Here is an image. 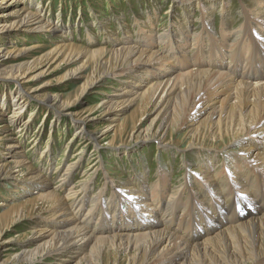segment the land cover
Instances as JSON below:
<instances>
[{
  "label": "bare ground",
  "instance_id": "6f19581e",
  "mask_svg": "<svg viewBox=\"0 0 264 264\" xmlns=\"http://www.w3.org/2000/svg\"><path fill=\"white\" fill-rule=\"evenodd\" d=\"M173 1L172 14L180 9L185 18L171 19L167 33L155 34L139 24L137 43L128 35L113 38L111 48L91 49L71 41L66 26L50 23L40 0H0V9L8 6L0 14L6 17L0 22V133L7 131L0 136L5 156L0 181L13 180L23 191L28 185L37 189L23 203L0 204L6 207L0 213V248L4 244L1 250L16 258L9 264H39L50 257L56 264H65L69 257L78 260L74 264H264V0ZM233 1L241 2L237 29L229 26ZM197 9L202 29L195 32L190 26ZM217 11L219 30L213 15ZM36 36L52 43L28 44ZM55 62L78 64L62 77L84 78L74 100L62 91L68 84L53 90L31 85ZM111 80L122 86L84 111L75 108L81 96ZM157 99L163 103L154 128L152 124L140 130L136 112L131 116L135 131L126 126V116L118 122L121 110L134 101L144 112ZM34 102L30 115L12 128ZM40 104L56 123L62 113L69 116L74 136L88 134L96 140L100 135L105 139L102 147L123 135L133 138L127 144H142L119 150L124 153L152 140L164 151L186 141L204 159L192 169L189 161L182 164L190 170L180 185H173L163 168L154 184L146 182L145 175L121 181L107 175L102 187L91 193L90 177L71 184L80 166L71 162L61 186L52 187L48 172L38 169L32 174L35 167L17 143L18 133L27 129ZM112 111L116 113L109 122L94 126ZM204 113L207 118L197 121ZM220 160H225L221 166ZM94 167L100 171V165ZM21 171L24 179L15 174ZM40 212L42 225L31 229V239L11 252L20 235L7 237V230Z\"/></svg>",
  "mask_w": 264,
  "mask_h": 264
},
{
  "label": "rangeland",
  "instance_id": "374dc122",
  "mask_svg": "<svg viewBox=\"0 0 264 264\" xmlns=\"http://www.w3.org/2000/svg\"><path fill=\"white\" fill-rule=\"evenodd\" d=\"M238 2L233 1L229 4L233 11L230 13V16L234 17L231 24H229L232 29H237L240 26V5L241 2L246 1L241 0L239 4ZM35 3L31 6V10L33 11L37 10ZM40 3L42 13H45L44 16L46 15L45 17L50 20V23L54 25L57 24L56 26H66L69 35L68 38L71 41L91 49L100 46L111 48L114 44L113 38L120 37V39H125L128 35L131 37L132 42H134L133 44H135L137 43L139 36V27H137L139 24H144L146 29L152 28L155 34H160L167 33L168 29L165 30V28H169L167 26L170 24L171 19L178 21L179 19L181 20V17L183 19L185 18V14L181 12L182 10L180 11V9H175L176 11L174 15L177 17L172 14V10L174 11V8L172 7L174 4L173 0H157L156 2H153L152 0H40ZM3 6L4 7L0 9V14L8 8V6ZM199 13L198 9L195 10L192 17L193 19H191L192 25L190 26V29H193L195 32L202 29L201 19H196ZM151 14H153L154 17H151ZM213 15L215 18V24L218 23L215 27L219 30L220 14L217 11L214 12ZM171 16H173V18ZM4 18L6 17L0 16V22L4 20ZM139 19L142 23L138 21ZM30 38L28 44L36 43L39 45H50L52 43V41L45 36ZM58 63H53L47 69V72L37 80L32 81L31 85L34 87L44 85L49 90H53L56 87L68 84L62 91L65 93L66 97H70V99L74 100L76 95H78L79 86L84 82V78L62 79V77L70 67L77 66L78 64L67 65V63H61V65H59ZM88 72L89 70H87L85 74ZM121 86L122 83L116 80H111L105 87L100 86L101 88L93 89L81 96L77 100L75 108L84 111L86 108L99 101L102 96H105L110 90H116L117 88L115 87L119 88ZM99 90H101V92ZM162 103L163 100L159 102V99H157V101L149 105L148 111H144V113L143 110L139 109V103L134 101L130 107H125L121 110V118L118 122H121L126 116L128 120L126 126L131 131H135L136 129L132 128L134 125V119L131 116L136 112L137 118L141 119L138 124L140 130L147 129L152 124L154 128L160 123V117L157 116V114L162 108ZM31 105L22 113L20 119H17L15 123L12 122V128H16L17 125L23 123V120L30 115V111L35 107L36 102ZM45 110L46 108L43 107V104H40V108L35 110L36 116L34 118L32 117L33 119L29 122L30 124L27 126V129L18 133L17 143L20 144V149L22 150L24 157L35 167L32 174H35L38 169L43 174L48 172V181L52 187L61 186V177L63 176L65 169L68 167V164L76 162H79L80 166L75 170L76 174L74 172L75 175L73 176V179H71V184L78 185L80 184V181L82 182L90 177L89 180L93 186L91 193H95L99 187H102L104 184L102 181L107 175H111L118 181L130 178L136 179L140 175H145L146 182L154 184L160 177V169L163 168L167 169L173 185H180L185 180L186 172L192 169L193 165L197 166L200 164L204 159L203 154L200 155L196 149L188 147L186 141L181 142L180 145H178L179 148L173 146V151H164L160 145L158 146L156 141L152 140L146 142V146H142L138 150H134L131 153H124L120 151L125 150L126 147L133 148L136 145L139 146L142 144H127V141L130 140L131 137L129 135H123L122 138L116 137L112 144L109 142V145L102 147V142L105 139L101 138L100 135L96 140H94L92 136L88 137V134L86 137H76V135L74 136L75 128L72 127L67 120L69 116L64 115L65 113H62V115L60 114L61 116L57 119L56 123L53 121L54 118H52V114L49 112L46 114ZM9 113L10 110L7 111L6 114ZM115 113V111H112L106 115L100 116L94 126H98V128H100V126L102 127L105 123L110 121ZM206 114L207 113L200 115L197 118V121L205 120L207 118ZM212 120L215 121L217 118H213ZM187 125L188 124L184 125V129L178 134L179 137L176 136V139H174L173 142H178L177 140L181 138V134L186 131L187 128L185 126ZM6 132L3 131L0 133V136ZM72 138L74 139L72 140ZM126 151L129 150L126 149ZM42 155L44 157H41ZM1 159L5 161V156L1 155L0 152V160ZM220 161L218 162H220L221 166L225 160ZM184 162L189 163V166L187 165V167L190 169H187L186 166L182 165ZM95 164L100 165V171L95 170ZM85 171L86 173H84ZM15 174H19L18 177L20 179H24L25 177L22 171L21 174L17 172H15ZM17 187V183L13 180H4V182L1 180L0 204L12 205L14 203H23L28 198L32 197L34 191H37V189H35L36 186L32 187L28 185V191H23L21 187H18L19 189ZM16 189L18 190L16 191ZM18 198L20 199L18 200ZM39 207L44 209L41 204H39ZM5 208L4 205L0 206V213L4 211ZM42 213L43 212H40L38 215H34L30 219L15 223L7 230V237H17L20 235L16 240V247L13 248L11 252L17 251L21 245L31 239V229L35 226L39 227L42 225L38 223L39 218L42 217ZM2 221L1 225L4 226L6 220L3 219ZM3 245L0 248V251L3 253L0 255V264H9L15 261V257L8 255L9 251H6L7 249L3 251L1 250L5 247ZM56 261L57 260L50 257L39 264H56ZM77 261L78 260H71L69 257L65 264H74ZM19 264H28V262H22ZM107 264H112V261L109 263L107 262Z\"/></svg>",
  "mask_w": 264,
  "mask_h": 264
}]
</instances>
